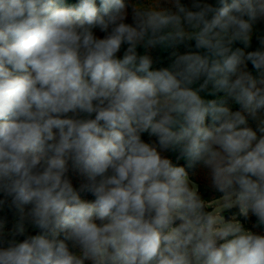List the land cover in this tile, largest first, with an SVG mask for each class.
Wrapping results in <instances>:
<instances>
[{"label":"clouds","instance_id":"9594fccd","mask_svg":"<svg viewBox=\"0 0 264 264\" xmlns=\"http://www.w3.org/2000/svg\"><path fill=\"white\" fill-rule=\"evenodd\" d=\"M0 196V264H264V0H0Z\"/></svg>","mask_w":264,"mask_h":264},{"label":"trees","instance_id":"16d2710c","mask_svg":"<svg viewBox=\"0 0 264 264\" xmlns=\"http://www.w3.org/2000/svg\"><path fill=\"white\" fill-rule=\"evenodd\" d=\"M77 0H64L65 4H69V3H76ZM139 4L141 6H149V5H155L157 3V0H138ZM186 2V0H185ZM183 51V49H181ZM123 51V50H122ZM141 52H143V49H140ZM122 55V52L121 54ZM238 107V106H234ZM253 128H255V124H252ZM193 179L200 185L201 187V191H206L207 190V183L204 180V177L200 174L194 175ZM74 182L75 183H79L80 179L77 177H74ZM215 194L214 193H209V199L214 198ZM3 197L0 196V199H2ZM88 199H92L91 196L88 197ZM209 210L211 211V208L209 207ZM234 211V210H233ZM231 213H226V215H230ZM13 211L11 209H9L7 206H5L4 208L0 209V224H6V225H11V223L13 222ZM242 219V218H241ZM255 222V218L251 217L250 220L248 222H246V227L252 228L254 231H259L261 234H264V226H261L259 229L254 228L253 224ZM22 239V238H21Z\"/></svg>","mask_w":264,"mask_h":264},{"label":"rangeland","instance_id":"374dc122","mask_svg":"<svg viewBox=\"0 0 264 264\" xmlns=\"http://www.w3.org/2000/svg\"><path fill=\"white\" fill-rule=\"evenodd\" d=\"M209 207L211 208V210H213V206L210 204ZM216 211H219V208L215 209Z\"/></svg>","mask_w":264,"mask_h":264}]
</instances>
